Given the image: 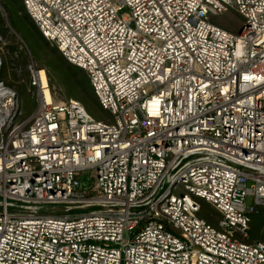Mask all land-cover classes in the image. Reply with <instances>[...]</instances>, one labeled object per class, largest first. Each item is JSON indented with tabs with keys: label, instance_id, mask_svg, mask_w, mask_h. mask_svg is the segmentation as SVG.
<instances>
[{
	"label": "built area",
	"instance_id": "2783aa9c",
	"mask_svg": "<svg viewBox=\"0 0 264 264\" xmlns=\"http://www.w3.org/2000/svg\"><path fill=\"white\" fill-rule=\"evenodd\" d=\"M23 5L110 115L14 52L37 107L23 118L0 79V264H264V0ZM230 9L238 34L210 20Z\"/></svg>",
	"mask_w": 264,
	"mask_h": 264
},
{
	"label": "rangeland",
	"instance_id": "374dc122",
	"mask_svg": "<svg viewBox=\"0 0 264 264\" xmlns=\"http://www.w3.org/2000/svg\"><path fill=\"white\" fill-rule=\"evenodd\" d=\"M21 14L24 16L28 13L24 10L21 12ZM29 16V23L33 22L36 29L40 32L38 27L36 26L35 22L32 20V18ZM0 18L3 20V25L1 26L0 23V38L3 40L0 42V46L3 47L4 54L2 56L3 63L6 62V81H9L10 87H12L16 93L18 94L19 99V105L22 110V116L23 118H29L33 115V113L36 110L37 107V100L36 96L32 92V88L30 86V80L29 75L26 72L25 64H26V56L24 51L19 57H16L14 52L19 48L22 42L25 43L27 48L30 50L32 55L34 56V59L36 62L43 67H46L48 62V56L53 54V51L50 50V53H47L45 49L38 47L39 44L36 43L35 37L32 33L29 32L28 29L24 26L23 28L26 30H15L8 18V14L6 10L3 7L2 2L0 1ZM210 20L212 23L223 27L224 29L234 33L238 34L242 28L244 19L242 16H240L236 11L230 9L224 13L210 16ZM28 38L26 37L25 34ZM41 33V32H40ZM46 40V39H45ZM50 47L54 48L62 55V53L58 50V48L48 40H46ZM14 48V49H11ZM50 55V56H51ZM63 56V55H62ZM63 58L66 60V58L63 56ZM68 61V60H66ZM69 62V61H68ZM23 65H22V64ZM70 63V62H69ZM71 64V63H70ZM73 65V64H72ZM21 66H23V69L21 70ZM75 66V65H74ZM54 75L53 79V86H54V92H55V98L57 100L63 101L70 98L77 99L81 101L83 104L84 102V96H80L78 91L75 90L73 93L69 90V87L67 86L66 81L64 80L65 77L59 78L57 75ZM72 87V86H71ZM93 99L89 95L86 100V109L87 111L94 116L97 119H101L103 117H108L110 114L103 110L94 93H92ZM86 97V96H85ZM202 204V210L199 213L200 217H203L208 220L209 223L212 225H218V221L220 219V214L208 203L204 201H200ZM247 205H255L253 198L248 197L247 199ZM258 207L259 213L252 215V221L249 227V241L254 240H262L264 241V208Z\"/></svg>",
	"mask_w": 264,
	"mask_h": 264
},
{
	"label": "trees",
	"instance_id": "16d2710c",
	"mask_svg": "<svg viewBox=\"0 0 264 264\" xmlns=\"http://www.w3.org/2000/svg\"><path fill=\"white\" fill-rule=\"evenodd\" d=\"M3 4L4 9L6 10L8 14L9 21L12 25V27L17 30H24L26 31L23 27L25 26L27 29L28 27L29 32L32 33L35 37L36 43L39 44L38 47L43 48L46 50L47 53H50V50L53 51V54L48 56V62L46 67L48 77L50 80V85L52 88L53 86V79L54 75H57L59 78H64L67 83V86L69 87V90L73 93L75 90L76 92L80 94V96H84L83 100L86 103L85 98L88 97V95L91 97L89 99H93L92 93L93 89L89 80V77L86 73L85 70L74 66L70 64L68 61H66L63 56L54 48H51L49 43L45 40V38L42 36V34L36 29L35 25L33 22L29 23V16L28 14L22 15L21 12H23L24 5H23V0H0ZM29 18V19H28ZM0 23L1 26L3 25V20L0 18ZM26 37L28 38L27 35L28 33L25 34ZM14 49V48H11ZM22 64V63H21ZM23 65V64H22ZM43 67V66H42ZM6 78V62L2 64L1 72H0V79L3 80L7 85L10 86L9 81L5 80ZM72 86V87H71ZM86 96V97H85ZM84 105L86 106V104Z\"/></svg>",
	"mask_w": 264,
	"mask_h": 264
}]
</instances>
